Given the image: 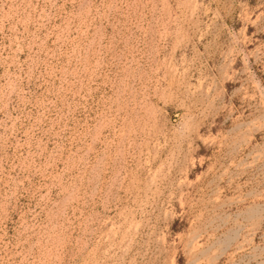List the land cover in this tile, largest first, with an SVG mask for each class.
Returning a JSON list of instances; mask_svg holds the SVG:
<instances>
[{"label":"rangeland","instance_id":"1","mask_svg":"<svg viewBox=\"0 0 264 264\" xmlns=\"http://www.w3.org/2000/svg\"><path fill=\"white\" fill-rule=\"evenodd\" d=\"M0 264H264V0H0Z\"/></svg>","mask_w":264,"mask_h":264}]
</instances>
